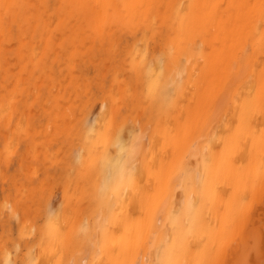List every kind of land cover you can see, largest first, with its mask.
I'll return each instance as SVG.
<instances>
[{
	"label": "bare ground",
	"instance_id": "obj_1",
	"mask_svg": "<svg viewBox=\"0 0 264 264\" xmlns=\"http://www.w3.org/2000/svg\"><path fill=\"white\" fill-rule=\"evenodd\" d=\"M155 46L160 71L151 66L159 60ZM90 68L97 75L112 71L110 89H119L116 98L96 97L99 114L108 117L103 125L91 114V89L102 93L103 86L99 76L85 74ZM133 81L147 84L149 98H166L158 112L159 138L151 129L161 139L155 148L143 124L135 129L134 120L129 132L130 118L114 121L135 99ZM70 99L81 101L92 125L84 127V141L70 145L76 162L66 167L80 193L90 192L97 204H80L82 213L91 208L85 225L83 216L68 221L63 208L53 206L51 215L50 205H42L53 222L45 216L48 222L33 237L17 233L25 251L18 263L262 262L264 0H0V120L10 127L14 117L71 112ZM111 134L116 137L108 139ZM75 202L65 199V209L76 208ZM64 246L72 254H58Z\"/></svg>",
	"mask_w": 264,
	"mask_h": 264
},
{
	"label": "rangeland",
	"instance_id": "obj_2",
	"mask_svg": "<svg viewBox=\"0 0 264 264\" xmlns=\"http://www.w3.org/2000/svg\"><path fill=\"white\" fill-rule=\"evenodd\" d=\"M155 47H154L155 49L153 51L156 54L154 52H153V54H155L156 57L159 59L161 56V55L159 56V54L161 52L158 51L159 48L157 46H155ZM161 61L162 60L159 59L157 62L155 61L156 63L153 62L152 63L153 65H151L152 69L157 71L158 68H160ZM117 70L119 72L120 77H122V78L124 77L123 80H127V77L129 76L126 72L127 70L121 69L120 65H118ZM160 70H161V68L158 71H160ZM103 71H104V73H103ZM85 74H88V76L91 78H93L94 75H97L96 71H94V69H92V68H90L89 70H86ZM97 76H99L98 78L101 80V86H103L101 92L103 94L100 93V90L98 88H92L91 89V96L95 97L92 100L94 102V103H92V105L94 106V107H92L93 111L91 110V114H93L94 117L95 116L97 117V114H99V107H100V104L96 103L97 101L95 102V100L97 98L101 99L104 96L106 97L107 95L109 96L110 93H114L111 95H113L115 97L117 95L116 92L119 90V89H117V91H116L115 89H110V80L112 79V71L109 72L108 69L107 70L102 69L101 72ZM122 78H120V79H122ZM93 86H94V84H92V87ZM145 86H147V84H142L141 81H137V82L133 81V83L129 86L131 88V89L129 88L130 89L129 91L133 94L135 99L130 101L128 107H126V110H123V106L120 107V112L118 115L115 116L114 121L119 122L122 120V118H127V119L130 118V120L132 122L130 120H127L129 125L128 124L126 125V127H128L127 129L129 132L133 131V128L135 126L132 123L135 120L134 124L137 121V124H136L137 128L135 127V129L140 128V126L143 124L144 129L149 128V130H150L149 136L150 137L152 136V134H153V136L157 137L158 135L155 133V130H156V128H158V124H157L158 112H161L160 103L162 101H165L166 98L163 97L162 100H158L157 98H152V97L149 98L147 96ZM111 90H112V92H111ZM133 90H135V91H133ZM104 93H106V94H104ZM127 94L128 93L125 91V89L122 90L121 96H122L123 100H125L127 98ZM148 94H149V92H148ZM117 98H118V96H117ZM142 98H143V100H141ZM123 100H121L120 105L122 104ZM70 101L74 107L73 111H71V112L55 111V112H53V116L34 115L32 117L31 116L30 117L29 116L28 117H14L13 123L10 124V127L6 126V124L4 122L5 118H2L0 120V209L3 211L2 212L3 216L2 215L1 216L2 217L6 216V218L5 217L3 219L1 218L3 222L0 221V242H1L0 243V247H1L0 248V262L2 264H13L11 262H13V260H15V259H19V260L16 261L14 264H21V263L23 264V259H22L21 263H18L21 261V258L18 257L19 256L18 254L19 253L23 254V252H25L24 250H22L20 243H22L23 239L27 238L28 235L31 237L35 236L33 234L37 232L39 227L40 228L42 227L41 224L44 225V222L45 223L48 222L49 219L47 220L45 218H47V217L50 218V216L53 215V209H52L53 206L55 207V209L63 208L60 215L64 218L69 217L68 221H71L73 219L77 220V218L79 217V216L77 217V215L83 216V218L80 217L81 219H84V221L81 223H83L82 225H85L87 223V221H86L87 218L85 217L86 213L88 211L91 212L90 211L91 208L97 204L95 202V198H92L94 201H90L91 197L88 198L90 196V192L88 193V191H87V194L89 195V196L87 195L88 197L85 195L86 193L81 194V193H84V191H82L80 193L79 186L76 185V183H74L75 181H72L73 171L69 170L70 167L67 170V167H66V165H68L67 161H69L70 164H74L73 161L76 160L74 158L72 161V157L74 156V154H72L73 156L71 155V152L74 151L73 148H72L73 150L71 149V147L73 146L72 144L76 145L78 142L84 141L88 135L87 132L85 131L84 127H88L89 124L92 125V121H91L92 116H90L91 114L90 113H89L90 115L88 114L90 116L89 117L87 114L86 115L83 114L80 110L81 101H77V100L73 101L72 99H70ZM56 102L58 104H65V103H61L59 100H56ZM95 103L98 105H95ZM106 103L108 104V99L106 100ZM125 103L126 102H124V104ZM228 104H230V106H228ZM225 105H227L226 108H225ZM225 105H224V108L227 109L226 112H228L229 108L231 107V102L228 103V101H227V104H225ZM106 107H107V105H105V108ZM105 112H107V111H105ZM140 113H141V115H140ZM223 113H225V112H223ZM223 113L221 115H223ZM67 114H69V115H67ZM102 115L103 114L98 115V119L100 120L99 121L100 125H103L104 120L108 119V117L105 118V116L104 115L102 116ZM229 115H230V111H229ZM136 117H138V120L136 119ZM24 118H26V120ZM68 118H71V120ZM102 118H103V122L101 121ZM132 118H133V120H132ZM217 118H218V116L215 118V120L217 122L216 124H219V122L221 123L222 118H220V119L218 118V120H217ZM23 119L26 122H24V121L20 122V120L22 121ZM147 119H150L153 123L148 122V125H147V121H149ZM84 120H87V121L85 123H83ZM88 121H89V123H88ZM81 123H83V124H81ZM149 123H151V124H149ZM81 125H82V129L80 128ZM149 126H151V127H149ZM152 128L154 129V133L157 136L153 133V131H151ZM149 130H147V131H149ZM112 135L113 134L108 136V139L111 138ZM113 136H115V135H113ZM153 136L151 137L152 139L150 138V142L147 141V140H149L148 138H147L146 142L148 143V145L151 144L152 145L151 147L155 148L156 144H158L159 141H161V139L160 140L157 139V138H159V136L157 138L154 137L155 138L154 139ZM113 139H115V138L113 137ZM113 139H111V140H113ZM151 140H152V142H151ZM7 141H9V142H7ZM70 145H72V146L70 147ZM157 147H158V145H157ZM68 148H70L71 150H69ZM155 150H157V149H154L155 154H157L158 152ZM69 151H70V154H68ZM67 156H69V157H67ZM55 157H56V159H55ZM19 159H21V163H19ZM69 159H71V160H69ZM68 172L71 173V177H67ZM72 184L74 186H72ZM57 185L60 187V189H58L59 187ZM114 185L118 186L117 184H114ZM108 187H109L108 189H110V187L113 188L114 186L108 185ZM108 191L109 190H107L106 192H108ZM61 192H63V193H61ZM106 192H104V193H106ZM82 195L84 196V199H85L84 201L82 200L83 199ZM65 199H69V201L72 202L71 204H73L74 201L78 200L79 203L75 202V204L77 203L79 205L80 204L87 205L88 202L89 203L92 202V203H90L91 208L89 210V207H87L88 210L86 208L85 213H82V210H84L85 206H84V208H82L81 207L82 205H80L79 209L82 208L80 211V214H79V212L75 214V211H79L77 208V206L79 207V205L76 204V208L74 207L75 204L73 206L71 205V208L74 207L73 208L74 210L73 209L71 210L69 208L71 211L69 209H65V207H64L65 206L64 205ZM72 199H73V201H72ZM79 200L80 201L82 200V202H80ZM125 201H124V203H126ZM42 202H43V204H42ZM22 203H23V205H22ZM122 203H123V201H122ZM124 203H123V206H125ZM13 204H15L14 205L15 208H16V206L18 208V205H20L21 206L20 211H22V210L23 211L19 213V208H18V212L16 210L17 208L15 210L12 209L14 206H9V205H13ZM47 204H49L51 209H52V214L49 216H47L45 214V212H44L45 208H44V210L42 209L43 206L45 207V205H47ZM120 205H122V204H120ZM261 208H263V209H261ZM261 208H260V210H261V220H260L261 226L260 227L264 228V216H263L264 206H262ZM63 210L66 211V214H64L65 212H63ZM10 211H12V212H10ZM14 211H16V212H14ZM12 213H18V214H12ZM72 214L74 217L72 216ZM83 214H85V215H83ZM45 216H47V217H45ZM51 218L50 219L53 222V216H51ZM80 218H78V219H80ZM80 221L81 220H79V222ZM27 222H30V223H27ZM76 222H78V221H76ZM79 222H78V224H79ZM33 223L34 224L36 223V225H34ZM30 224L33 225L32 230L29 227L27 228V226L28 225L30 226ZM20 226H22V227L20 228ZM36 227H38V228L35 232ZM9 229H10V232H9ZM28 229H30L32 232H30ZM11 230H14V232ZM21 230H24V231H21ZM33 231H34V233H33ZM262 231L260 232L262 242L260 241L261 247H259V251H260V254L262 256V259H261L262 262L259 261L260 264L261 263L264 264V246H263L264 245V230H262ZM21 232L22 233L24 232L23 233V239L19 238V234ZM26 232H27V236H24V235H26ZM28 232H30V233H28ZM17 233H19V234H17ZM31 233L33 236L31 235ZM18 239H20L19 240L20 243L18 242ZM17 243H19L18 244L19 247L17 246ZM14 246L16 248L18 247L17 254H16V250H15L16 248H14ZM2 247L6 249L7 254H10V251H12L10 255H12V253H13V254H16V256H12L11 258H9L10 256H6L5 249L3 251ZM20 247H21V249H20ZM7 250H10V251H7ZM72 250L73 249H71L70 246H68V247L64 246L63 250H61L62 252L59 250L58 254L62 255V257H63V255L66 256V254L68 252H71V253H68V255L72 254ZM1 252L2 253L5 252L4 256L7 257L8 259H11L9 261V263H6L7 259H5V257L2 255ZM14 257H15V259H12ZM16 257H18V258H16Z\"/></svg>",
	"mask_w": 264,
	"mask_h": 264
}]
</instances>
